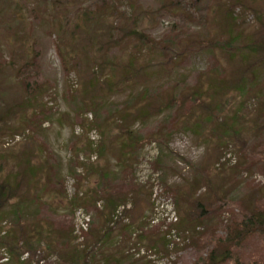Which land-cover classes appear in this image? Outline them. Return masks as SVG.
<instances>
[{
    "label": "rangeland",
    "instance_id": "rangeland-1",
    "mask_svg": "<svg viewBox=\"0 0 264 264\" xmlns=\"http://www.w3.org/2000/svg\"><path fill=\"white\" fill-rule=\"evenodd\" d=\"M260 148L264 0H0V264L223 254Z\"/></svg>",
    "mask_w": 264,
    "mask_h": 264
},
{
    "label": "trees",
    "instance_id": "trees-1",
    "mask_svg": "<svg viewBox=\"0 0 264 264\" xmlns=\"http://www.w3.org/2000/svg\"><path fill=\"white\" fill-rule=\"evenodd\" d=\"M173 29H170L169 31H172ZM175 35H172L168 37V39H176ZM180 96V95H179ZM177 97L175 100L176 103L182 102V98ZM173 104V103H172ZM177 115H173L177 118ZM257 159L255 160V164H263L264 165V148H260L257 151ZM106 178V177H105ZM1 195V194H0ZM3 195V194H2ZM1 197V196H0ZM110 207H112V210L115 208L114 203L111 205L110 202H108ZM251 234H260L264 235V210H255L250 213H246L242 218H240L237 222L234 223V225L231 227V229L226 234L225 238L220 239L219 242L216 243V247L224 248L223 254L217 253L214 251L215 246L211 250V253H209L208 257L205 260H200L195 264H217L225 260V258L229 255V247L237 246L241 242L243 238H245L248 235ZM220 244H223L221 246ZM221 255V259H217V256ZM264 264V263H263Z\"/></svg>",
    "mask_w": 264,
    "mask_h": 264
},
{
    "label": "built area",
    "instance_id": "built-area-1",
    "mask_svg": "<svg viewBox=\"0 0 264 264\" xmlns=\"http://www.w3.org/2000/svg\"><path fill=\"white\" fill-rule=\"evenodd\" d=\"M87 225H88V224H87V223H85V225H84V227H83V229H84V230H86V229H87Z\"/></svg>",
    "mask_w": 264,
    "mask_h": 264
}]
</instances>
